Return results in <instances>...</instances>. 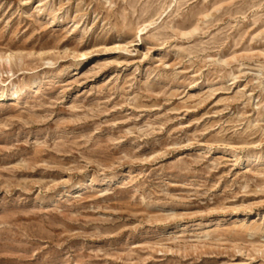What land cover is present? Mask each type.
Returning a JSON list of instances; mask_svg holds the SVG:
<instances>
[{"label":"rangeland","instance_id":"rangeland-1","mask_svg":"<svg viewBox=\"0 0 264 264\" xmlns=\"http://www.w3.org/2000/svg\"><path fill=\"white\" fill-rule=\"evenodd\" d=\"M0 264H264V0H0Z\"/></svg>","mask_w":264,"mask_h":264},{"label":"bare ground","instance_id":"bare-ground-1","mask_svg":"<svg viewBox=\"0 0 264 264\" xmlns=\"http://www.w3.org/2000/svg\"><path fill=\"white\" fill-rule=\"evenodd\" d=\"M13 95H14V97L17 96V91H14V92H13ZM14 97H13V98H14Z\"/></svg>","mask_w":264,"mask_h":264}]
</instances>
